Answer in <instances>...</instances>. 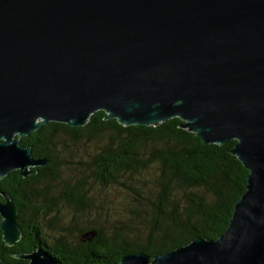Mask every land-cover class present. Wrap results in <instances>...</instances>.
<instances>
[{
	"label": "water",
	"instance_id": "1",
	"mask_svg": "<svg viewBox=\"0 0 264 264\" xmlns=\"http://www.w3.org/2000/svg\"><path fill=\"white\" fill-rule=\"evenodd\" d=\"M99 111L125 127L178 118L204 145L235 141L249 172L217 240L118 264H264V0H0V181L48 163L19 139L47 123L83 127ZM0 195L14 246L18 211ZM17 258L60 264L42 248Z\"/></svg>",
	"mask_w": 264,
	"mask_h": 264
},
{
	"label": "trees",
	"instance_id": "2",
	"mask_svg": "<svg viewBox=\"0 0 264 264\" xmlns=\"http://www.w3.org/2000/svg\"><path fill=\"white\" fill-rule=\"evenodd\" d=\"M105 118L99 111L83 127L47 123L27 137H16L22 146L32 149L34 158L48 163L28 177L13 171L0 181V189L18 211L22 231L20 241L8 246L0 230V264H28L17 256L39 248L60 264H118L122 257L135 253H145L152 261L197 239L217 240L227 230L234 207L246 192L249 174L232 154L235 141L204 145L181 127L178 118L157 127H125ZM64 139L75 144L84 140L103 143L83 168L89 169L102 187L123 186L134 192L139 210L130 211L133 217H128V212L123 215L131 226L119 220L110 228L95 223L81 229L75 242L62 232L51 246L46 244L39 220L52 213L58 202L49 197V191L60 178L57 152L59 145L63 150L67 147ZM126 174L143 177L149 195L123 182ZM85 185L86 181L79 179L63 186L62 199L80 214L94 208ZM0 202H5L1 195ZM48 227L56 231L54 223ZM91 230L97 231V236L82 243L81 236Z\"/></svg>",
	"mask_w": 264,
	"mask_h": 264
},
{
	"label": "rangeland",
	"instance_id": "3",
	"mask_svg": "<svg viewBox=\"0 0 264 264\" xmlns=\"http://www.w3.org/2000/svg\"><path fill=\"white\" fill-rule=\"evenodd\" d=\"M64 142L67 147H64L63 150V145H59L57 152L60 178L52 183L49 191V197L58 202L52 213L43 214L39 220L46 244L51 246L55 242V238L62 232L66 233L69 241L75 242L81 229L93 227L95 223L100 227L109 226L110 228L119 220L125 221V224L131 226L130 220H127L123 215L128 212V217H133L134 214L130 211L132 209L139 210L134 201V192L123 186L102 187L99 182L93 179L92 172L83 168L91 157L99 152L103 143L84 140L75 144L69 139H64ZM104 142H107V139ZM79 179L86 181V195L94 203V208L83 214L78 213L62 199L64 183L69 182L72 185ZM142 179L144 178L140 176L126 174L122 180L129 185L133 184L136 189L148 196L150 188L146 187ZM143 184L144 189H142ZM39 199V203H41L43 199L41 197ZM50 222L56 225L55 232L49 229Z\"/></svg>",
	"mask_w": 264,
	"mask_h": 264
},
{
	"label": "flooded vegetation",
	"instance_id": "4",
	"mask_svg": "<svg viewBox=\"0 0 264 264\" xmlns=\"http://www.w3.org/2000/svg\"><path fill=\"white\" fill-rule=\"evenodd\" d=\"M38 246V244H36Z\"/></svg>",
	"mask_w": 264,
	"mask_h": 264
}]
</instances>
